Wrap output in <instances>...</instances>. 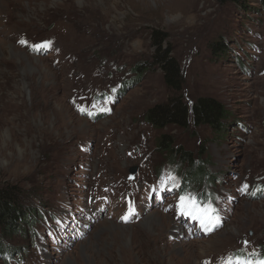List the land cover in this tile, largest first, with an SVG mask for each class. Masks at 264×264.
Here are the masks:
<instances>
[{"label": "rangeland", "instance_id": "374dc122", "mask_svg": "<svg viewBox=\"0 0 264 264\" xmlns=\"http://www.w3.org/2000/svg\"><path fill=\"white\" fill-rule=\"evenodd\" d=\"M248 4L0 0V190L42 211L35 239L30 228L2 238L14 248L6 264L264 260V12ZM42 41L51 49H31ZM216 42L223 57L211 53ZM159 48L177 63L178 93L164 82ZM199 97L230 113L226 138L193 124ZM177 98L187 127L146 122L147 109ZM162 134L204 154L214 178L183 196L214 210L208 234L178 215L181 167L157 149Z\"/></svg>", "mask_w": 264, "mask_h": 264}, {"label": "trees", "instance_id": "16d2710c", "mask_svg": "<svg viewBox=\"0 0 264 264\" xmlns=\"http://www.w3.org/2000/svg\"><path fill=\"white\" fill-rule=\"evenodd\" d=\"M220 2L228 1L240 8L247 10L250 8L248 2L250 0H219ZM259 7L264 12V0H256ZM158 32L154 34L157 39ZM156 45L160 47V43L156 42ZM226 46L222 42H216L211 44V53L218 58L223 57ZM155 60L159 64L161 70L164 73V82L168 89L176 91L178 93L181 89L182 79L177 66V63L173 57H171L166 50L161 48L156 50L154 55ZM135 71H141V65L134 66ZM192 114V121L195 126H207L214 131L218 137V140L226 138L227 124L225 121L231 120V115L224 106L214 98L211 97H199L190 107ZM145 120L151 124L154 128L162 129L167 125H176L181 127H187V112L186 107L179 101V99H171L164 104H156L145 112ZM155 145L158 150L161 151L164 157L170 161V164L180 169L181 183L178 193L185 194L187 191L200 186L203 183L211 184L214 176L211 172H208L206 162L201 159L203 152L195 157L190 152L181 151L179 147H174V141L167 134L160 135ZM179 166V167H178ZM15 194L10 189L0 190V228L2 229L0 235V256L3 260V264L13 256L12 251L14 248L5 244L3 237L9 235H17L26 237L27 229H31L30 237L35 239L34 225L38 224L40 218H42V211L37 207L22 208L16 201ZM42 221V219H41ZM27 250L23 248L22 253ZM243 258L244 255H242Z\"/></svg>", "mask_w": 264, "mask_h": 264}, {"label": "snow or ice", "instance_id": "6c2138e0", "mask_svg": "<svg viewBox=\"0 0 264 264\" xmlns=\"http://www.w3.org/2000/svg\"><path fill=\"white\" fill-rule=\"evenodd\" d=\"M22 46H27V41L21 40L18 41ZM52 46V42L50 41H42L40 44H35L31 46L33 51H47L50 50ZM95 108L96 106L93 105ZM81 113H84V109H78ZM107 108H101L100 114H107ZM87 115L91 116L92 113H87ZM171 179V178H169ZM165 192L175 191V189H168L165 187ZM155 195V194H154ZM178 209V215L182 217H186L190 221H195L197 226L203 231L205 234H208L215 230V227L218 223V218L214 217V210L210 206H201L197 203L194 198H188L183 195L179 196L178 202L176 205ZM128 216L122 217L123 220L127 221ZM247 243V242H245ZM245 264H252V261H247ZM255 264H264V260H258Z\"/></svg>", "mask_w": 264, "mask_h": 264}]
</instances>
